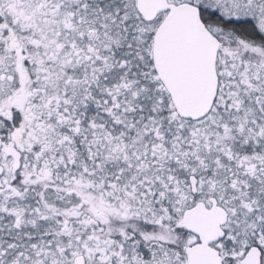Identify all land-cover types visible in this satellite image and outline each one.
I'll list each match as a JSON object with an SVG mask.
<instances>
[{"label": "snow or ice", "instance_id": "6c2138e0", "mask_svg": "<svg viewBox=\"0 0 264 264\" xmlns=\"http://www.w3.org/2000/svg\"><path fill=\"white\" fill-rule=\"evenodd\" d=\"M0 264H264V0H0Z\"/></svg>", "mask_w": 264, "mask_h": 264}]
</instances>
